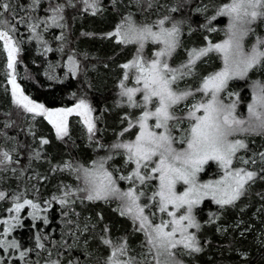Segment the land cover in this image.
<instances>
[{"label": "snow or ice", "instance_id": "6c2138e0", "mask_svg": "<svg viewBox=\"0 0 264 264\" xmlns=\"http://www.w3.org/2000/svg\"><path fill=\"white\" fill-rule=\"evenodd\" d=\"M14 3L15 0H0V41L7 57L6 75L12 103L22 114L45 119L55 130L57 139L69 137V118L72 116L81 119L89 138L93 139L97 126L93 107L86 98H76L70 107L49 109L26 95L16 76L20 48L14 34L19 26L26 27L33 39L44 44L38 29L42 25L45 30L49 27L64 28V11L67 7H75L77 0H48L46 7L42 0H31L30 3L24 0L15 8ZM79 3L84 11H91L93 15L100 7L99 0H79ZM136 3L145 8L153 6V0H136ZM38 10L44 13L43 16L36 15ZM170 11L175 13L178 8L173 7ZM21 12L25 14L21 15ZM218 16L228 18L226 38L213 43L205 37L206 46L189 50L186 61L177 67L171 66L169 60L180 46L183 20L163 15L149 25L129 15L123 17L114 32L108 34L109 37H116L118 44L136 45L135 57L121 66L125 71L119 84V95L127 98L129 107L141 109L134 119L125 117L128 126L120 135L133 128L137 131L133 133V140L110 145L108 155L87 165L66 163L64 168L76 173L80 186L75 191L64 186L61 196L53 195L51 200L45 202L51 205L54 201L65 209L63 215L66 217L68 235L77 240L79 224L69 217V210L78 193L83 194L78 197L81 202H119L117 210L120 215L130 217L135 231L142 233L143 239L139 249H136L127 239H112L106 235L110 230L102 229L101 243L107 250L103 264H183L181 256L203 250V244L196 235L201 223L194 210L205 200L221 208L235 205L258 176L264 178V151L248 158L239 155L242 150L250 151L249 144L239 137L264 135V82H252L250 102L245 107L246 115L237 114V107L244 104L239 93L229 92L228 96L234 98L228 103L221 99V93L229 87V81L245 80L252 69L264 66V36L257 35L250 48L246 49L244 45L246 37L255 35L252 25L258 20L264 21V0H224L215 14L207 18L208 23L211 24ZM209 31L216 29L210 27ZM146 44L156 46L150 57L144 54ZM59 50L63 51V48ZM51 51L50 47H44V52ZM213 52L222 58L220 70L203 77L194 89L181 88L180 81L193 75L197 61ZM50 69L54 71L53 66ZM79 69L80 64L74 55H68V73L74 77ZM130 76L134 77L137 87H128L124 83L129 81ZM49 78L56 79L55 76ZM138 93L142 103L136 99ZM197 93L201 94L199 102L190 106L184 104L190 97L194 100ZM185 121L187 126L182 127ZM10 126L3 125L5 128ZM3 135L0 133V136ZM40 144L47 145L49 140L41 138ZM117 154L128 169L126 174H120L119 168L113 170L108 164ZM34 158H40L39 151L35 152ZM19 163L20 160H14L10 151L0 150V170H7L8 166ZM210 163L222 170L223 177L203 182L200 174ZM258 163L259 171L249 170L251 165ZM53 170L62 169L57 167ZM12 171L16 169L13 167ZM122 181L128 183L126 189L118 183ZM149 185L150 194L145 191ZM9 196L13 201L9 211L16 214L12 217L16 223L0 221L7 225L0 232V249L5 252L10 249L17 251L16 264L19 261L28 264L27 257L33 249H23L16 240H8L7 237L19 223V214L23 209H32L30 215L33 220L42 219L47 224V217L39 215L47 208L42 209L40 203L25 198L26 192L6 194L0 190V201ZM157 213L161 214L159 222ZM89 230L85 225L83 231ZM41 239L40 236L36 237L35 248H45ZM72 247L67 241L59 245L58 257L71 251ZM51 256L52 253L48 252L43 258L44 264H62L59 258L53 260ZM9 259L0 253V264H9ZM35 264H41V261L37 260ZM67 264H73V260L69 259Z\"/></svg>", "mask_w": 264, "mask_h": 264}, {"label": "trees", "instance_id": "16d2710c", "mask_svg": "<svg viewBox=\"0 0 264 264\" xmlns=\"http://www.w3.org/2000/svg\"><path fill=\"white\" fill-rule=\"evenodd\" d=\"M223 2L224 0H153V6L145 8L138 5L136 0H99V10L93 15L91 11H84L77 0L75 7H67L64 11V28L49 27L45 30L42 25L38 29L44 44L33 39L26 27L19 26L18 32L14 34L20 48L16 64L17 83L26 95L49 109L70 107L76 98H86L93 107V118L97 126L93 139L89 138L79 117L69 118V137L60 140L42 117L31 118L28 114L20 113L12 103L11 87L7 84L6 75L7 57L3 51V42L0 41V133L4 134L0 136V150L10 151L14 160H20L19 164L0 170V190L6 194L26 192L25 198L40 203L42 209L47 208V211L39 213L41 217H47V224L42 219L33 220L30 215L32 209H23L19 214V223L7 237L8 240H16L23 249H33L27 257L28 264H35L37 260L44 264L43 258L48 252L52 253L51 259L59 258L62 264H67L69 259L73 260V264H103V257L107 255V250L101 243V230L104 228L110 230L106 233L110 238H124L129 242L132 239V246L139 249L141 233L135 231L133 224L130 226L120 219L121 215L113 208L114 203L87 200L81 202L78 197L83 194L78 193L69 210V217L79 224L77 240L68 235L66 217L63 215L65 209L54 201L51 205L45 202L51 200L53 195L61 196L64 186L73 191L80 186L76 173L64 168L66 163L87 165L92 160L108 155L110 145L118 141L132 140L133 133L137 131L133 128L124 132L123 136L120 135L128 126L125 117L134 119L141 113V109L129 107L127 98L119 95V84L125 71L121 66L131 61L136 54V45L118 44L116 37L108 35L114 32L122 18L131 15L134 20L149 25L163 15L183 20L180 46L177 49L179 55L191 43L190 47L205 44V37L212 42L223 38L226 17L218 16L211 24L207 19L215 14L217 7ZM21 3L24 0H15L13 7ZM42 4L46 7L48 0H42ZM173 7L178 8V11L171 12ZM43 14L40 10L36 12L38 16ZM210 27H214L216 31H209ZM252 27L255 35H264V21L258 20ZM61 36L62 38H58ZM45 46L52 51L44 52ZM61 47L63 51L59 50ZM149 47L147 45L148 49ZM70 54L80 64L74 77L67 71V57ZM220 65L221 61L216 53L203 57L192 77L198 82L207 73L215 72ZM50 66L54 67V71ZM255 72L251 71L245 80L229 84V90L240 88L244 103L247 100V85L256 79L257 73L264 71L262 69V72ZM49 76H55L56 79H50ZM129 81H125V84L129 85ZM136 99L142 103L139 94ZM5 124L11 126L5 128ZM41 138L48 139L49 144L41 145ZM248 144L250 151L243 152L247 158L264 151V135L248 139ZM100 145L104 147L101 148ZM36 151L40 152L39 159L34 158ZM256 158L259 160L258 156ZM108 164L113 170L119 168L120 174L127 173L128 169L119 154L114 155ZM211 166L212 163L206 169ZM13 167L15 172L12 171ZM57 167L62 170L54 171ZM249 169L259 171V163L251 165ZM118 183L125 189L128 187L126 181ZM262 197L264 178L258 176L235 205L221 208L205 200L195 214L208 238V244L203 245V251L211 253L212 259L205 261L204 253L198 255V259L209 264H264ZM12 204L10 196L0 201V221L16 223L12 219L16 214L9 211ZM237 222V229H233L232 224ZM85 225L90 229L87 232L83 231ZM216 225L227 227L226 232L223 233L221 229V234L216 233ZM5 227L7 225L0 223V232ZM247 228L248 232L240 233ZM37 236L42 237L44 249L34 247ZM65 241L73 246L72 250L58 257L57 247ZM216 249L218 250L215 251ZM9 252L0 249L3 257L9 259V264H16L19 253L11 249ZM237 252L245 253V258L241 259ZM18 264L24 262L19 261Z\"/></svg>", "mask_w": 264, "mask_h": 264}, {"label": "rangeland", "instance_id": "374dc122", "mask_svg": "<svg viewBox=\"0 0 264 264\" xmlns=\"http://www.w3.org/2000/svg\"><path fill=\"white\" fill-rule=\"evenodd\" d=\"M226 19H227V23H226V27H225V30H224V36H223V38L220 40V41H216V42H213V43H218V42H222L223 41V39H225L226 38V35H225V33H226V30H227V26H228V18L226 17ZM258 34H256V35H252L251 36V34L248 36V37H246L245 38V40H244V45H245V48L247 49V48H250L251 46H252V44L255 42V39H256V36H257ZM259 36H261V35H259ZM262 36H264V35H262ZM181 38V37H180ZM116 39V38H115ZM192 44V43H191ZM191 44H189L188 45V48L184 51V53L183 54H179L178 55V53H177V50H176V52L173 54V57L169 60V63H170V65H172L173 67H177V66H179L180 64H182L183 62H185L186 61V59H187V53H188V51L189 50H191L192 48H199V47H203V46H206V43L205 44H199V46L198 47H196V46H194V47H190V46H192ZM147 45L148 44H146V46H145V49H144V54H145V56H148V57H150L151 56V53L152 52H154L155 50H156V46L155 45H148V46H150L149 47V49L147 48ZM178 49V48H177ZM212 54H214V52L213 53H209L208 55H212ZM217 54V53H216ZM136 55V54H135ZM207 55V56H208ZM218 55V54H217ZM219 56V55H218ZM135 57V56H134ZM220 58V61H221V65H220V67L216 70V71H218V70H220V68L222 67V58L221 57H219ZM130 62V61H129ZM198 62L199 61H197V63H196V66H195V69H196V67H197V64H198ZM204 63V62H203ZM195 69H194V71H195ZM262 69H263V71H264V66H257L256 68H254V69H252L251 71L252 72H255V71H257V70H259L260 72H262ZM250 71V72H251ZM249 72V73H250ZM256 73V72H255ZM208 74H210V73H207L205 76H207ZM249 75V74H248ZM256 79H254V81H260V82H264V72H262L261 74H256ZM248 77V76H247ZM234 81H238V80H233V81H229V84L231 83V82H234ZM201 82V80H199L198 82L196 81V78H194L193 79V77L192 76H190V77H185L182 81H180V87L181 88H195L199 83ZM253 82V81H252ZM252 82L250 83V85L248 86L247 85V88H248V94H247V100L245 101V103L244 104H241V105H239L238 107H237V114H244V115H246V111H245V107H246V103H248V102H250V97H251V85H252ZM124 83H125V81H124ZM128 87H137V85L134 83V77H131L130 76V81H129V85H127ZM229 92H235V93H239L240 94V88H233V89H231V90H229L228 88L225 90V92H223V93H221V99L222 100H224V102L225 103H228V102H230V99H232V98H234V97H229L228 96V93ZM139 94V93H138ZM140 95V94H139ZM241 95V94H240ZM140 98H141V101H142V97H141V95H140ZM201 100V94L200 93H197L196 94V96H195V99L193 100L191 97L189 98V101H185L184 102V104L185 105H189L190 106V104L191 103H194V102H199ZM178 115H180L181 113H177ZM44 120V119H43ZM81 120V119H80ZM82 122V121H81ZM149 123L151 124L152 123V121H149ZM82 124H83V122H82ZM50 125V124H49ZM84 125V124H83ZM51 126V125H50ZM187 126V121H185V123H184V125H182V127H186ZM85 127V126H84ZM51 128H52V126H51ZM85 129H86V127H85ZM52 130H53V132H54V134H55V130L52 128ZM87 130V129H86ZM258 136H260L259 134H248V135H244V136H242V137H239V138H241V139H244L245 140V142L248 144V139H250V138H256V137H258ZM133 139H134V137H133ZM132 139V140H133ZM243 150L239 153V155H242V156H244L243 155ZM244 158H247V157H245L244 156ZM235 163V162H234ZM207 166V165H206ZM206 166H205V168H206ZM245 167H247V166H245ZM250 170V169H249ZM223 177V172H222V170L216 165V164H214V163H212V166H211V168H209V169H206L204 172H202L201 174H200V179L203 181V182H208L209 180H216V179H221ZM178 188H179V186H178ZM145 191H146V189H145ZM147 191L149 192V194H150V191H151V185L149 186V188H147ZM142 200H143V198H142ZM210 201V200H209ZM112 203H114V205H113V208L115 207V210H116V212H117V214L118 215H120V213H119V211L117 210L118 209V204H119V202L118 201H116V200H113V201H111ZM212 204H214V205H216L214 202H212V201H210ZM108 203V202H107ZM202 204H203V202H202ZM201 204V205H202ZM200 205V206H201ZM199 206V207H200ZM195 211H196V209L194 210V214H195ZM196 215V214H195ZM160 216H161V214H159V213H157V216H156V219H157V222H159V219H160ZM197 217V216H196ZM165 219H167V217L165 216L164 217ZM120 219H123L124 221H126L130 226L133 224V222H132V220L130 219V217H128V216H121L120 217ZM197 220H198V222H200L199 221V219H198V217H197ZM202 225V224H201ZM233 225V229H237V227H238V225H239V222H237V224H232ZM215 230H216V233H218V232H220V234L222 233L221 232V229L223 230V233H225L226 232V229H227V227H224V226H218V225H216L215 226V228H214ZM248 230H249V228H247V229H245L243 232L241 231L240 233L241 234H244V233H246V232H248ZM193 231H195V230H193ZM196 235H197V238L201 241V243L205 246V245H207L208 244V238H207V236H206V234H205V231H204V229H203V227L201 226V228H200V230L199 231H197L196 232ZM141 240L143 239V236H142V233H141ZM131 242H132V239H131ZM204 249V248H203ZM218 249H216L215 251H217ZM201 253H204V251L202 250L200 253H194V254H192V255H183V256H181L180 257V259L183 261V264H209V263H205L204 262V260H199L198 259V255H200ZM237 255L241 258V259H244L245 258V253H243V252H237ZM204 258H205V261H210L211 259H212V254L211 253H209V252H205L204 253Z\"/></svg>", "mask_w": 264, "mask_h": 264}, {"label": "water", "instance_id": "95a60500", "mask_svg": "<svg viewBox=\"0 0 264 264\" xmlns=\"http://www.w3.org/2000/svg\"><path fill=\"white\" fill-rule=\"evenodd\" d=\"M45 122H47L45 119H44ZM48 123V122H47Z\"/></svg>", "mask_w": 264, "mask_h": 264}]
</instances>
